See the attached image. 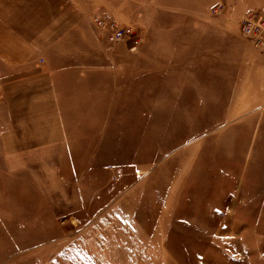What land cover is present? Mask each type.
<instances>
[{"label": "rangeland", "instance_id": "rangeland-1", "mask_svg": "<svg viewBox=\"0 0 264 264\" xmlns=\"http://www.w3.org/2000/svg\"><path fill=\"white\" fill-rule=\"evenodd\" d=\"M13 1L67 139L0 154V264H264V0Z\"/></svg>", "mask_w": 264, "mask_h": 264}, {"label": "crops", "instance_id": "crops-1", "mask_svg": "<svg viewBox=\"0 0 264 264\" xmlns=\"http://www.w3.org/2000/svg\"><path fill=\"white\" fill-rule=\"evenodd\" d=\"M24 1L15 0V3L23 7ZM38 1L42 11L46 6L54 10L64 7L47 5L45 0ZM13 4V0H0V66L6 68L0 70V74L7 75L0 77L1 96L9 114L13 110L18 112L8 118V126L0 134V154L5 159L38 151L44 146L59 145L67 139L66 126L54 102L53 80L46 77L43 70L39 77L29 78L34 68L29 65L32 46L29 45L27 31L14 34L17 32L13 31ZM216 7L214 5L211 10Z\"/></svg>", "mask_w": 264, "mask_h": 264}, {"label": "built area", "instance_id": "built-area-1", "mask_svg": "<svg viewBox=\"0 0 264 264\" xmlns=\"http://www.w3.org/2000/svg\"><path fill=\"white\" fill-rule=\"evenodd\" d=\"M264 15V9L263 10H255V11H250L247 14V19H244L241 21V28H243V32L249 33L251 36L254 35L258 39L252 38V42L257 45L262 43L260 37L264 38V24H260L256 26V24L252 23V20L255 21L256 17H261ZM264 23V22H263ZM132 33V29H129V27L124 28V27H119L116 24H112L108 28V33L107 37L108 40L112 43H118L124 40V38Z\"/></svg>", "mask_w": 264, "mask_h": 264}]
</instances>
